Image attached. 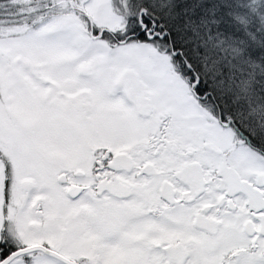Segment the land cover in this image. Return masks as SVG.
<instances>
[{
    "label": "snow or ice",
    "instance_id": "obj_1",
    "mask_svg": "<svg viewBox=\"0 0 264 264\" xmlns=\"http://www.w3.org/2000/svg\"><path fill=\"white\" fill-rule=\"evenodd\" d=\"M0 264H264V0H0Z\"/></svg>",
    "mask_w": 264,
    "mask_h": 264
}]
</instances>
